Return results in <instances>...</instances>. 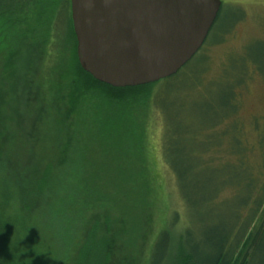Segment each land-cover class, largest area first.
<instances>
[{"label":"trees","instance_id":"obj_1","mask_svg":"<svg viewBox=\"0 0 264 264\" xmlns=\"http://www.w3.org/2000/svg\"><path fill=\"white\" fill-rule=\"evenodd\" d=\"M224 16L222 7L210 33ZM76 49L70 0H0V264H255L260 231L247 234L238 251L227 248L230 235L203 238L206 214L229 207L217 202L218 188L229 183H216L218 168L204 156L222 146L225 133L216 129L240 111L238 91L253 79L249 62L231 60L202 90L201 50L171 78L118 89L86 73ZM42 64H50L45 74ZM255 66L264 74V55ZM205 93L224 98L206 103L194 127L166 108L177 94L202 101ZM89 106L109 114L91 116ZM155 109L167 128L164 157L188 211L185 225L173 213L158 230L146 156L147 120ZM81 118L87 120L78 127ZM202 118L213 120L205 130ZM234 146L244 154L241 143ZM108 164L117 173L101 175Z\"/></svg>","mask_w":264,"mask_h":264},{"label":"rangeland","instance_id":"obj_2","mask_svg":"<svg viewBox=\"0 0 264 264\" xmlns=\"http://www.w3.org/2000/svg\"><path fill=\"white\" fill-rule=\"evenodd\" d=\"M221 2L225 12L223 22L209 34L208 42L201 48L200 58L204 60L201 89L204 90L203 87L209 82L220 79L231 60L237 62L244 59L249 62L253 79L248 87L238 91L239 113L232 114V117L225 119L216 129L219 136L225 133L221 137L222 146L212 156L208 154L204 156V161H212L218 168V172L213 177L216 183H229L225 188L221 186L218 188L220 193L217 200L218 203H228L229 207L225 205L220 209L214 208L210 215L206 214L203 238L207 242L209 238L216 240L221 234L230 235L227 248L233 247L238 251V247L243 244L247 234L260 231L261 242L255 254V264H264V200L259 199H264V74L260 73L255 66L257 61H263L264 55L262 50L264 45L261 44L264 42V0H221ZM20 8H24V5ZM57 62V57L53 58L50 67H53V64L55 66ZM49 65L42 64V74H45L43 72ZM199 67L200 65L196 62L194 69ZM207 96L208 94L205 93L203 98L206 100L203 101L202 98V101H195L185 97L180 98L177 94L178 100L171 97L166 108L175 109L181 123L191 128L196 125L193 124L197 119L195 116L199 115V111H202L206 103L217 105L224 98L215 94ZM179 104L184 109L179 108ZM88 108L86 113H90L91 116L99 113L102 116L109 114L106 109L100 111L97 107H93L94 110L90 106ZM82 120L87 119L78 120V127H81ZM200 122V127L205 130L213 120L202 118ZM166 129L162 113L155 109L147 120L146 156L150 177L155 183L157 202L154 205V212L157 230L173 219V213H177L179 217L178 226L185 225L188 217L182 191L178 188L175 174L164 157ZM134 133L139 134L138 131ZM85 135L88 137V133ZM233 139L237 144L241 143L240 149L244 154L240 155L237 150H233L236 148ZM92 145L90 147H93ZM101 170V175L108 176L117 173L118 167L115 164H108ZM205 188L208 192L206 185ZM258 200L263 201L259 207L255 203ZM252 218L253 223L248 226L244 234L241 230ZM84 232V227H81L77 233L78 239ZM238 243L240 245L236 247ZM254 249L255 247L248 250L249 260L252 259Z\"/></svg>","mask_w":264,"mask_h":264},{"label":"water","instance_id":"obj_3","mask_svg":"<svg viewBox=\"0 0 264 264\" xmlns=\"http://www.w3.org/2000/svg\"><path fill=\"white\" fill-rule=\"evenodd\" d=\"M221 0H70L81 68L113 88L177 75L201 50Z\"/></svg>","mask_w":264,"mask_h":264}]
</instances>
